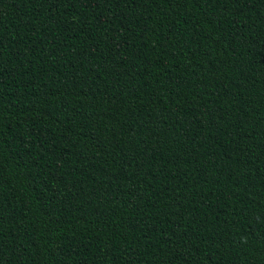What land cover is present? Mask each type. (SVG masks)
<instances>
[{"label":"trees","instance_id":"obj_1","mask_svg":"<svg viewBox=\"0 0 264 264\" xmlns=\"http://www.w3.org/2000/svg\"><path fill=\"white\" fill-rule=\"evenodd\" d=\"M0 264H264V0H0Z\"/></svg>","mask_w":264,"mask_h":264}]
</instances>
